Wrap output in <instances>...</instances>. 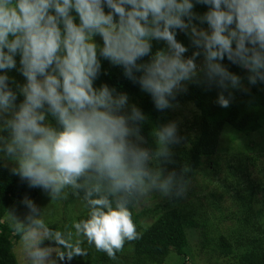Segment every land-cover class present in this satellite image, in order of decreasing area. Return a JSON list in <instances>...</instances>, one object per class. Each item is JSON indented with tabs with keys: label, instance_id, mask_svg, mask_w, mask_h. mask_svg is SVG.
I'll list each match as a JSON object with an SVG mask.
<instances>
[{
	"label": "clouds",
	"instance_id": "1",
	"mask_svg": "<svg viewBox=\"0 0 264 264\" xmlns=\"http://www.w3.org/2000/svg\"><path fill=\"white\" fill-rule=\"evenodd\" d=\"M225 58L246 70L250 85L264 82V0H0V152L15 162L12 174L51 189L53 199L83 187L90 212L74 227L114 260L126 241L140 238L133 200L156 191L184 199L190 180L187 166L179 173L149 167V150L133 139H143L146 116L127 93L96 86L102 61L122 68L163 111L179 106L171 101L189 84L222 89L216 103L223 108L230 90L250 91ZM152 135L155 157L175 163L171 146L184 139L177 122ZM22 203L36 212L31 199ZM29 219L35 227L21 237L26 242L43 223ZM29 247L34 264H43L44 251Z\"/></svg>",
	"mask_w": 264,
	"mask_h": 264
},
{
	"label": "trees",
	"instance_id": "2",
	"mask_svg": "<svg viewBox=\"0 0 264 264\" xmlns=\"http://www.w3.org/2000/svg\"><path fill=\"white\" fill-rule=\"evenodd\" d=\"M196 10L203 13L207 9L204 6H197ZM177 38L189 46L190 50L186 55L190 56L193 49L188 39L183 34L178 35ZM97 39L99 40V38ZM157 47H163V45L154 44V49ZM202 59V57L199 58L198 62ZM223 63L230 71L241 76L245 87L250 89L248 92L230 90L232 99L228 108L220 107L216 103L222 89L215 86L208 88L204 85L189 84L187 93L177 95L176 99L171 101L172 104H178V107L158 111L151 96L141 91L139 85L128 80L123 75L122 68L112 66L108 61H102V74L96 81V86L99 87L101 84L107 83L109 87H115L118 92L128 94L129 102L132 101L146 116V120L140 126V136L145 141H150V127L154 123H158L159 126L167 124L171 122V112L174 109L178 110L180 106L185 107L187 105L193 107L192 119L188 120V134L182 135L189 146L182 150H175L174 156L170 157L175 161L176 166L173 169L178 173L185 166L189 168L187 176L190 183L200 171L212 167V162L207 160L218 153L222 137L226 131L231 133L230 140L232 142L246 139L245 146L239 148L248 153L239 154L242 158L230 172V177L235 180L236 185L232 188V181H229L230 178L226 174L227 185H224L225 190L222 193L236 191L237 194L241 195L238 199H241L243 194H249L250 202L253 201L254 203L253 198L264 193V181L256 183L252 180L246 186H242L238 182V178L244 168L247 169L249 161L264 159L262 151L264 142L256 144L258 138L253 139L256 134H261L260 137L264 139V82L250 85L247 81L248 73L246 70L231 64L227 58ZM9 75L20 83L24 82L23 77L14 70ZM228 94L225 92L226 96ZM48 119L55 124L51 117ZM227 126L231 130H227ZM189 131L193 135H190ZM142 147L147 149V146ZM244 156H246L245 159ZM13 168L15 167L7 166L0 155V264H19L13 248L26 232L25 229L15 232V229L9 226L4 219L13 210L15 202H21L25 197L36 198L39 194L38 187L30 188L26 181H22L19 176L12 174L11 169ZM260 171H264V169ZM56 197L63 205L59 215L63 224L56 221L46 225L48 236L41 238L38 242L40 249L60 248V254L50 264L72 262L77 252L80 251L86 252L90 258L88 260L90 262L81 260L86 264H117L120 261L122 264H164L174 254L181 259L183 264H187L193 255L190 246V229L201 231V244L211 243L213 255L233 260L234 264H264V216L262 211L253 212L251 204L246 206V214H233L234 220L229 225L228 234H219L217 230L215 231L216 234L220 235L218 242H215V240H210L207 235L206 229L211 228L207 214L210 210H216L219 212L220 221L226 220V214H223L221 204L215 202V195L212 197L210 194L204 195L205 200L203 201L194 195V200L188 201L189 203L179 202L177 206L165 207L164 209L161 207L148 208L141 213L135 212L139 199H134L129 208L140 238L126 241L123 248L116 253V259L113 260L105 252L98 251L94 244H89L83 232L74 227L76 222L87 219L90 212V205L85 200V189L83 187L75 189L68 186ZM197 200L200 205L195 203ZM76 203H79L80 208L83 209L79 214H76L72 207ZM185 204H189L188 209ZM72 208L73 211L67 214L66 211ZM192 261L195 262L193 259Z\"/></svg>",
	"mask_w": 264,
	"mask_h": 264
},
{
	"label": "rangeland",
	"instance_id": "3",
	"mask_svg": "<svg viewBox=\"0 0 264 264\" xmlns=\"http://www.w3.org/2000/svg\"><path fill=\"white\" fill-rule=\"evenodd\" d=\"M202 61V60H201ZM199 63V62H198ZM133 102H129V105H132ZM192 110L193 107L191 105L187 106H180L179 109H174L173 112H171V120L170 121H176L178 124V135L183 137L182 135L188 134V120L192 119ZM158 123H154L151 127V138L150 141L140 140L133 137L135 142L140 146H147V149H149L150 152V161H149V167L153 170L164 168L167 171L173 170L175 168L176 163L169 164L166 161H164L162 158L157 159L155 157V151H156V144L154 137L152 135L154 128L158 127ZM161 126V125H160ZM227 130H231L229 126L226 128ZM190 132V131H189ZM192 133L190 132V135ZM193 135V134H192ZM261 134L254 135L253 139L256 140V144H259V142H264L263 137H260ZM231 133L229 131H226V134L222 137L221 146L219 148L218 153L216 156L212 157L210 161L212 162V167H207L204 171H200V173L197 175L195 179L191 181L188 187V193L187 196L184 199L180 200H172L168 197H163L158 191L151 192L147 196H144L142 199H139V202L135 208L136 213H141V211L148 209V208H156L161 207L164 209L165 207L170 206H177L180 203H189L188 201L194 200V195H197L200 199L205 200L204 195L210 194V197L214 196L215 202H218L221 204V210L223 211V214H226V220L220 221L221 218H219V212L216 210L209 211L207 214V218L209 220V225L211 228L206 229L207 235L210 238V240H215V242H218L219 234H228L229 233V225L230 223H233L234 220V213H243L246 214L247 212V205L251 204L253 212L256 211H262L264 216V193H260L259 195H256L253 201L250 202V195L249 194H243L242 200L238 199L241 195L237 194L236 191L234 192H225L222 193L225 188L224 185H227L226 180V174L229 176L232 185V188L236 185V182L233 178L230 177V172L234 167L237 165L240 158L239 154L242 153H248L247 151L241 150L239 147L245 146L246 139H240L238 141H231L230 140ZM186 146H189V143L183 139L181 143L171 146L172 152L175 154V150L177 149H183ZM258 147V146H257ZM155 148V149H154ZM262 151L264 153V146H262ZM0 155L2 159L4 160V163L9 167H16L15 162L12 158L7 156L4 152H0ZM174 156V155H173ZM264 157V156H263ZM246 156H244V159ZM212 168V169H211ZM264 169V159L254 160L248 162L247 169L244 168L241 176L238 178V182L242 186H246L249 181H254L256 183L264 181V171H260ZM167 171L165 172V175H167ZM237 187V186H236ZM241 187V186H240ZM239 187V188H240ZM39 194L36 198H30L34 204L36 205V212H31L30 209L22 203V201H17L14 204L13 210H11L6 218V220L12 228L16 231L20 230H26L29 227H35L32 224V221L29 219L31 216L32 218H38L41 220L42 226L37 227L36 231L38 235L34 239H30L29 241H24L22 238L18 240L13 248V252L16 255V259L19 264H34L33 259L30 257L29 252L32 250L29 245H32L34 247H38V242L41 238H46L47 232H46V225L52 224L53 222L59 221V224H63L62 218L59 216L62 212V203H60L56 198L53 199L51 195V189L45 190L42 187H38ZM233 190V189H232ZM221 192V193H220ZM219 193V196H218ZM221 194V196H220ZM247 195V196H246ZM203 198H201V197ZM222 197V198H221ZM247 198V199H246ZM246 199V200H245ZM255 201H258L255 203ZM196 204L200 205V202L197 200L195 201ZM187 206V209L189 208V204H185ZM74 212L76 214H79L83 209H81L79 203H76L74 206ZM73 208L71 210H67L66 213L69 214L71 211H73ZM211 209V208H210ZM213 210V209H212ZM58 216V217H56ZM73 216V215H72ZM71 216V217H72ZM56 217V218H54ZM61 218V219H60ZM66 222V220H65ZM19 224L20 228L17 229L16 225ZM219 234H216L215 231ZM14 232V233H15ZM13 233V234H14ZM206 234V233H205ZM189 236H190V246L192 250V259L195 260L192 261L190 259L187 261V264H234L233 260L229 259H223L218 257V255L212 254V245L211 243L207 242L206 245H202V234L200 230H189ZM45 253V258L43 261V264H50L54 262V260L58 257L60 254V248H50V249H42ZM84 253L83 255H75V258L72 262H66L62 264H86L85 262H90V258L87 256L86 252L80 251ZM78 253V252H77ZM128 258V257H123ZM81 260L85 262H81ZM92 264V263H87ZM122 264L121 261L120 263ZM125 264V263H123ZM164 264H183L181 262V259L177 257L175 254L171 256L170 259L165 261Z\"/></svg>",
	"mask_w": 264,
	"mask_h": 264
}]
</instances>
